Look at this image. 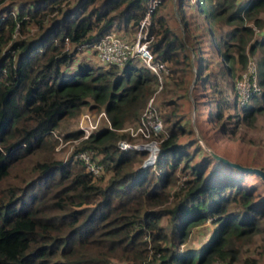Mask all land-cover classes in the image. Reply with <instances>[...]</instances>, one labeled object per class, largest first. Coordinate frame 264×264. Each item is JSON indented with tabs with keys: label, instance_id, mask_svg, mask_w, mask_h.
<instances>
[{
	"label": "trees",
	"instance_id": "trees-1",
	"mask_svg": "<svg viewBox=\"0 0 264 264\" xmlns=\"http://www.w3.org/2000/svg\"><path fill=\"white\" fill-rule=\"evenodd\" d=\"M153 1L0 0V264H229L254 235L264 244L263 183L246 185L248 173L215 163L193 139L179 141L191 130L170 109L192 64L216 117L236 96L233 83L219 87L215 76L239 75L257 49L264 87V0H155L145 27L153 58L167 64L160 94L169 98L157 160L139 170L143 153L119 150L126 135L116 129L139 118L156 77L133 61L119 72L72 62L108 31H135ZM263 87L234 108L242 119L264 111ZM83 106L103 109L110 128L99 126L67 159H54L52 133ZM79 136L78 129L62 134ZM80 150L101 167L98 175L74 156ZM206 219L207 239L180 249Z\"/></svg>",
	"mask_w": 264,
	"mask_h": 264
},
{
	"label": "rangeland",
	"instance_id": "rangeland-1",
	"mask_svg": "<svg viewBox=\"0 0 264 264\" xmlns=\"http://www.w3.org/2000/svg\"><path fill=\"white\" fill-rule=\"evenodd\" d=\"M173 1L174 0H172V2ZM190 1L193 2L194 0H190ZM187 8L188 10L191 9L190 6H188ZM191 15H193V17H195L199 21V24L202 26L201 16L193 12ZM261 16L264 19V13H262ZM173 22L174 19L171 18L170 24L172 26H174L175 24V22L174 23ZM223 29H228V27H224ZM121 32L124 35L131 37L134 31L133 29L131 28L129 29L127 27L126 30H123ZM255 33L259 34L260 30L255 28ZM261 53L262 52L259 49H257L253 55L248 56V59L253 60L255 63L258 57L261 55ZM80 60L87 61L93 66H96L97 64L93 60L92 54L84 50H82L79 53V55L76 56L72 64L74 65L75 63H77V61ZM207 62L208 65L211 64L210 58H207ZM136 65H141V64L137 63ZM218 67L216 66L214 70L217 71ZM117 68L118 69L116 70L119 72V70H121V67L118 66ZM223 74L224 73L222 72L221 74H219V76H215V79L217 80L219 87L220 86L225 87L224 86L226 85L225 81H227L228 84H229L228 81H230V83L233 82L234 72L228 70L226 75L223 76ZM196 83L199 84L200 82L199 79H197L195 67L192 64L191 70L186 71L185 75L183 76V82H181L180 84L182 88L177 90L176 95L173 94L172 96H170L171 97L170 109L174 108V113L176 114L175 116L181 115V117H184L181 123H184V126L187 129L191 130L189 135L179 138V141L182 142L187 139H193L194 141L197 142V139L195 138L196 131H194L192 127L193 126L192 122L190 120V111L192 110L191 102L193 101L195 104L194 126H196L200 138L207 147L215 151L217 154H220L221 156L228 158L232 161L238 162L243 165L254 166L264 169V111L255 113L251 121H246L241 118L242 113L240 109L238 110L234 109L235 107L238 106L234 102V97H233L230 109L229 108L222 109L221 115L219 117H216L214 114V109H215L214 102L213 103L211 101L206 102L207 99L205 98V95L206 97L209 95L201 92L203 91L202 87L197 86L196 88L195 87ZM189 86L191 91V97H188ZM184 91L186 93V96L182 97L181 93H184ZM199 93H201V95H199ZM196 96L198 99H196ZM163 97L166 98L165 100H168L169 98L165 96ZM163 97L162 94H160V89H159L156 93H153V101H152L154 110L161 117L162 122H163L162 119L164 117V114H166L167 112V110L161 109L162 101H164ZM252 103H255V101ZM86 109H88V106H83L80 112L82 113L86 111ZM90 111H91L90 114L96 113L94 109H91ZM227 114L233 116H227ZM78 116L75 117L74 119L69 120L68 124L64 128L63 127L58 128L52 133V136L55 139V143L51 155L53 156L54 159L65 160L73 153V150L75 149V145L79 139L74 140L70 138H63L62 134L66 131H72L76 129V120ZM237 119L239 122L236 124V122L234 121ZM222 122H224V129L221 128ZM103 125L104 123H100V126ZM162 125L164 127V122ZM201 149L204 152V154L207 155L209 158H211L215 163L221 164L220 162L214 160L209 155L208 152L204 151L203 147H201ZM141 159L142 157L138 162L134 163V166H136V168H138ZM181 178L182 177H180L179 179ZM245 182L246 185H252V184L258 185L257 188L261 189V186L259 185V182H261V180L259 179V177H257L254 174L248 173ZM212 227L213 225L209 219H206L204 222L191 227L188 231L185 241L183 242V244L180 245L179 248L181 249L185 247H191L196 249L197 247H199V245H201V243H203L207 239V237L211 232ZM241 249L242 250L238 258L234 259L229 264H243L244 259H253L255 260V264H264V244L262 245V242L257 235H254L252 237L251 242L244 244ZM212 264H225V262L216 260Z\"/></svg>",
	"mask_w": 264,
	"mask_h": 264
},
{
	"label": "built area",
	"instance_id": "built-area-1",
	"mask_svg": "<svg viewBox=\"0 0 264 264\" xmlns=\"http://www.w3.org/2000/svg\"><path fill=\"white\" fill-rule=\"evenodd\" d=\"M154 2L155 0L148 6L131 37L118 34L115 31H108L82 50L91 53L97 65L103 67L110 64L123 67L127 61L141 63L156 77L158 81V86L154 92L156 93L161 88L162 81L168 73V67L165 62L155 60L148 47L151 36L147 35L145 25L149 10ZM232 83L238 107L248 103L253 96H259L262 92V87L257 81L256 65L253 60L247 59L245 67L239 75L233 77ZM152 101L153 94L148 97L145 107L136 121L125 123L122 127L116 129L117 132L126 135V137L119 138L116 142V147L119 150L143 153L137 168L139 170L153 165L159 152L158 135L162 131V121L161 117L155 112ZM100 123H104V126L110 128L103 109L95 114H90L87 110L80 113L76 120V129L80 130V136L77 139L85 138L89 133L95 131ZM74 156L79 158L93 175L100 173L101 167L90 158L87 151L80 150Z\"/></svg>",
	"mask_w": 264,
	"mask_h": 264
},
{
	"label": "water",
	"instance_id": "water-1",
	"mask_svg": "<svg viewBox=\"0 0 264 264\" xmlns=\"http://www.w3.org/2000/svg\"><path fill=\"white\" fill-rule=\"evenodd\" d=\"M194 82V81H193ZM188 97H191V91H190V86L188 88ZM193 98V97H192ZM194 102H191V106H192V110L190 111V120L192 122V127L194 129V131H196V139L198 144L203 147V150L208 152L209 155L216 161L220 162L221 164H224L230 168H233L235 170L238 171H242L245 173H251L256 175L257 177H259V179L261 180V182L264 184V169L259 168V167H254V166H248V165H243L240 164L238 162L232 161L228 158H225L223 156H221L220 154H217L215 151H213L212 149H210L209 147H207L202 139L200 138V135L198 134V130L196 128V126H194V120H195V114H194Z\"/></svg>",
	"mask_w": 264,
	"mask_h": 264
},
{
	"label": "crops",
	"instance_id": "crops-1",
	"mask_svg": "<svg viewBox=\"0 0 264 264\" xmlns=\"http://www.w3.org/2000/svg\"><path fill=\"white\" fill-rule=\"evenodd\" d=\"M86 51V50H85ZM86 52H88V51H86ZM94 60V59H93ZM95 61V60H94ZM96 62V61H95ZM97 63V62H96ZM97 65V64H96Z\"/></svg>",
	"mask_w": 264,
	"mask_h": 264
}]
</instances>
